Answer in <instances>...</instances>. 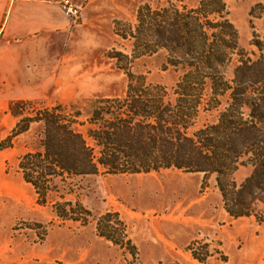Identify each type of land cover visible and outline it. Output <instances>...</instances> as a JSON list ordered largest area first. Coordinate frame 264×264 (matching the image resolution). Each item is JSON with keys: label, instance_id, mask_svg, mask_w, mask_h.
Returning <instances> with one entry per match:
<instances>
[{"label": "rangeland", "instance_id": "obj_1", "mask_svg": "<svg viewBox=\"0 0 264 264\" xmlns=\"http://www.w3.org/2000/svg\"><path fill=\"white\" fill-rule=\"evenodd\" d=\"M71 1L79 19L65 17L69 30L39 49L40 69L49 65L53 85L26 100L0 94V264H264V204H257L258 214L230 217L216 173L167 169L57 177L42 202L18 168L22 156L42 150V125L32 123L17 135L20 110L8 111L15 101L31 103L24 110L28 117L61 105L81 113V122L96 100L124 96L128 71L164 87L174 99L172 91L188 69L169 61L197 57L188 44L198 41L191 12L202 2L203 23L227 20L236 33L222 30L225 47L213 53L224 61L219 72L230 82L241 53L251 60L261 55L252 41L264 38V0ZM147 8L168 14L151 18ZM175 12L183 48L174 52L160 46L170 35L158 38L153 31L159 24L161 31L171 29ZM212 98L205 87L190 134L216 124L229 105L227 94L217 102ZM249 174V168H239L231 177L240 184Z\"/></svg>", "mask_w": 264, "mask_h": 264}, {"label": "trees", "instance_id": "obj_2", "mask_svg": "<svg viewBox=\"0 0 264 264\" xmlns=\"http://www.w3.org/2000/svg\"><path fill=\"white\" fill-rule=\"evenodd\" d=\"M203 8L202 2L191 12L196 15L193 31L198 41L188 46L197 57L169 61L172 66L188 69L172 91L174 99L164 87L147 84L143 76L128 71L124 96L96 100L81 122V113L61 105L28 117L24 110L31 103L9 104L10 113L20 110L17 135L26 132L32 123L42 125V150L25 154L18 163L23 181L34 188L42 202L50 180L57 177L136 175L177 169L216 173L224 210L230 217L258 214L257 204H264V38L252 41L261 55L251 60L241 53L232 80L225 81L219 72L224 61L213 53L218 55L225 47L219 39L222 30L229 28L233 36L236 33L227 20L203 23ZM146 10L151 18L168 14L166 10L162 14ZM181 24L180 14L175 12L171 29L161 31V25H157L153 32L158 38L170 35L161 47L174 52L183 48L179 45ZM207 86L213 101L227 94L229 105L216 124L190 134ZM239 168H249L250 174L237 184L231 176ZM192 256L203 260L195 251Z\"/></svg>", "mask_w": 264, "mask_h": 264}, {"label": "crops", "instance_id": "obj_3", "mask_svg": "<svg viewBox=\"0 0 264 264\" xmlns=\"http://www.w3.org/2000/svg\"><path fill=\"white\" fill-rule=\"evenodd\" d=\"M59 2L0 0V94L26 100L53 85L49 65L41 70L39 49L53 42L55 33L69 30ZM50 69H54L53 61Z\"/></svg>", "mask_w": 264, "mask_h": 264}, {"label": "built area", "instance_id": "obj_4", "mask_svg": "<svg viewBox=\"0 0 264 264\" xmlns=\"http://www.w3.org/2000/svg\"><path fill=\"white\" fill-rule=\"evenodd\" d=\"M59 8L67 19L76 22L80 17L79 7L71 0H62L59 3Z\"/></svg>", "mask_w": 264, "mask_h": 264}]
</instances>
